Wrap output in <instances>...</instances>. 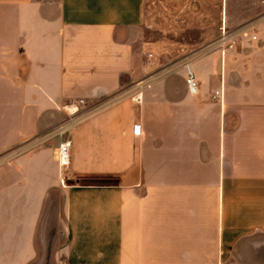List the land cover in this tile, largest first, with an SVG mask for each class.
I'll return each mask as SVG.
<instances>
[{"label": "crops", "instance_id": "obj_1", "mask_svg": "<svg viewBox=\"0 0 264 264\" xmlns=\"http://www.w3.org/2000/svg\"><path fill=\"white\" fill-rule=\"evenodd\" d=\"M0 13V154L20 148L0 160V264H44L53 247L47 264H264V68L230 81L206 58L198 77L187 64L136 91L144 0H0Z\"/></svg>", "mask_w": 264, "mask_h": 264}, {"label": "rangeland", "instance_id": "obj_2", "mask_svg": "<svg viewBox=\"0 0 264 264\" xmlns=\"http://www.w3.org/2000/svg\"><path fill=\"white\" fill-rule=\"evenodd\" d=\"M258 1L259 9L255 6ZM263 1L144 0L143 23L136 30L133 42L135 52L141 54L150 71L134 84L136 91L146 88L148 82L157 80L163 72L178 79L177 72L187 64L196 66L193 71L198 77L202 75L206 58H210L218 71L223 67L230 81L251 80L252 68H264ZM10 25L7 19L0 26V39L11 36ZM223 32L227 34L225 41H221ZM11 95V89H0V96ZM10 109V104L0 105V116L5 117ZM3 124L5 132H10L11 122L5 120ZM139 129L138 124L134 125V132ZM19 149L0 154V160L12 159L20 153ZM46 251V261L53 263L55 247L42 250L41 258Z\"/></svg>", "mask_w": 264, "mask_h": 264}, {"label": "built area", "instance_id": "obj_3", "mask_svg": "<svg viewBox=\"0 0 264 264\" xmlns=\"http://www.w3.org/2000/svg\"><path fill=\"white\" fill-rule=\"evenodd\" d=\"M226 36L227 34L223 32L221 35V41H225ZM185 84H186L187 90L191 94H196L199 91V83L196 80L195 75L191 71H187V74L185 77ZM219 95L221 94L218 91H215L214 97H218ZM79 103L82 104L83 102L80 101ZM77 116H78V112L76 108L71 112V117L69 119L70 125H73L78 120ZM54 157L58 164L61 174L64 175V173L68 169L69 158H70V143L67 140V138L60 139L57 147L55 148Z\"/></svg>", "mask_w": 264, "mask_h": 264}, {"label": "water", "instance_id": "obj_4", "mask_svg": "<svg viewBox=\"0 0 264 264\" xmlns=\"http://www.w3.org/2000/svg\"><path fill=\"white\" fill-rule=\"evenodd\" d=\"M47 257H48V252L46 251L45 252V254H44V256H43V258H42V263H44V264H47L48 262L46 261V259H47Z\"/></svg>", "mask_w": 264, "mask_h": 264}, {"label": "bare ground", "instance_id": "obj_5", "mask_svg": "<svg viewBox=\"0 0 264 264\" xmlns=\"http://www.w3.org/2000/svg\"><path fill=\"white\" fill-rule=\"evenodd\" d=\"M69 113H71L74 109L73 108H67L66 109Z\"/></svg>", "mask_w": 264, "mask_h": 264}]
</instances>
